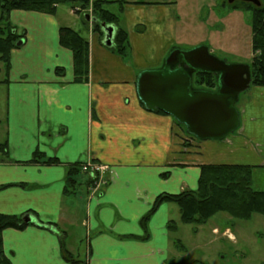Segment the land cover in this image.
Here are the masks:
<instances>
[{
  "label": "crops",
  "instance_id": "0c3cea01",
  "mask_svg": "<svg viewBox=\"0 0 264 264\" xmlns=\"http://www.w3.org/2000/svg\"><path fill=\"white\" fill-rule=\"evenodd\" d=\"M169 5L127 1L118 27L128 34L131 59L135 43L141 46L151 35L165 39L166 25L175 30ZM63 7L52 16L9 15L22 44L10 53L8 72L0 67V214L32 213L34 224L3 231V252L12 264H69L62 260L59 236L72 255L68 233L75 228L73 205L81 202L86 240L82 258L72 255L80 264H167L169 243L175 244L168 205L157 208L145 231L140 220L159 195L196 190L201 166H264V138L257 134L264 119L250 116L260 109L264 115L256 102L264 87H255L252 99L236 107L239 126L231 136L194 142L171 116L146 110L136 93L138 75L160 69L169 46L154 62L141 58L134 69ZM127 14L130 23L121 20ZM60 28L83 33L88 42L85 83L74 82L72 54L58 44ZM36 152L57 163H31ZM88 160L108 167L109 185L89 196L84 179L76 195L64 197L70 166Z\"/></svg>",
  "mask_w": 264,
  "mask_h": 264
},
{
  "label": "trees",
  "instance_id": "16d2710c",
  "mask_svg": "<svg viewBox=\"0 0 264 264\" xmlns=\"http://www.w3.org/2000/svg\"><path fill=\"white\" fill-rule=\"evenodd\" d=\"M112 4L119 5L118 12L121 14L127 2L126 0H0V63L8 72L10 53L22 39V35H17L14 27L9 22V15L12 11L33 12L52 16L55 14L57 7L60 6H67L71 9L79 8V15L84 23H86L85 16L88 15L87 11L90 9V13L95 20L91 25L92 31L101 35V24L115 26L114 45L110 50L120 57H125L129 50L128 34L118 27L119 15H115L108 10V5ZM232 8H238V6H232ZM240 8L250 13L251 50L253 54L249 64L251 85L264 87V0L260 7L242 3ZM58 44L72 54L74 82L85 83L89 72L88 42L77 32L68 28H60L58 31ZM192 85L197 89L203 88L212 91L216 88V81L211 74L196 73L193 76ZM158 113L163 114L160 111ZM187 136L194 139L189 135ZM0 151L3 152V146L0 147ZM31 163L53 165L57 163V160H46L41 153L36 152L31 159ZM94 163L96 162L94 161ZM83 165L84 162L70 166L63 189L64 197L68 198L76 195L77 188L84 179L87 190L92 188L94 180L88 174L83 173ZM199 170L196 190H184L177 195L161 194L155 199L149 212L140 220L143 231L146 230L150 217L162 204H174L179 212V222L182 225L195 227L205 225L218 214H225L235 221H249L255 215L264 218V192H256L251 188L254 167L204 165ZM108 185L107 182L105 187ZM2 188L0 187V190ZM25 216L31 217L33 214L26 213L21 216L0 214V264H12L3 252L2 232L9 229L24 230L29 226L23 223ZM40 227H44V225H40ZM168 229L172 233L175 232L177 230L176 223L169 221ZM175 244H179V241H175ZM59 245L61 257L65 263H81L75 260L66 249L63 234L59 236Z\"/></svg>",
  "mask_w": 264,
  "mask_h": 264
},
{
  "label": "rangeland",
  "instance_id": "374dc122",
  "mask_svg": "<svg viewBox=\"0 0 264 264\" xmlns=\"http://www.w3.org/2000/svg\"><path fill=\"white\" fill-rule=\"evenodd\" d=\"M127 1L140 4L163 2V0ZM166 2L170 3L166 9L171 16L168 22L175 26V30L166 25L165 39L151 35L143 41L141 46L135 43L137 55H132L131 59L130 50H128L124 57L131 67L137 69L136 67L142 64L141 58L154 62L167 46L169 47L165 55L173 47L189 50L205 46L214 57L224 60L227 64L249 65L251 63L253 54L250 13L240 8L242 3L230 5L227 0H166ZM261 3L263 4V0ZM232 6H238V8H232ZM118 7V4L108 5V10L119 15ZM63 9L71 10L67 6ZM122 18H125L126 23L131 22V14L121 17V20ZM80 34L85 37L83 33ZM0 67H3V64H0ZM0 69L3 71V68ZM254 88L250 85L247 91L240 94L236 106L238 109L252 99ZM256 102L264 106V97H259ZM254 114L260 115L262 122L263 110L254 111L250 116ZM262 126L264 127L263 122ZM263 127H259L257 131L261 139L264 138ZM181 129L185 133V129L183 127ZM185 136H187L186 133ZM186 142L184 141V146L187 145ZM251 188L256 192H264V166L254 167ZM88 193L91 195V188L88 189ZM166 205L170 209L169 218L177 225V230L171 234V237L179 241V244L169 243L167 264H264V218L262 216H252L249 221H235L225 214H218L205 225L195 227L182 225L179 222L177 207L174 204ZM73 207L75 228L69 231L67 244L74 258H82L86 240V231L81 227L84 205L80 202L79 208L75 204ZM75 250H78L79 255Z\"/></svg>",
  "mask_w": 264,
  "mask_h": 264
},
{
  "label": "water",
  "instance_id": "95a60500",
  "mask_svg": "<svg viewBox=\"0 0 264 264\" xmlns=\"http://www.w3.org/2000/svg\"><path fill=\"white\" fill-rule=\"evenodd\" d=\"M229 4L245 2L258 5L257 0H227ZM85 20L95 22L89 16ZM102 45L112 48L116 34L113 25H100ZM22 41L17 43V47ZM196 73L211 74L216 81L215 91L194 89ZM251 84L248 65L227 64L214 57L205 46L189 50L172 48L157 70L143 71L137 77L136 93L144 108L171 116L186 133L197 141H222L239 126L235 108L239 95ZM24 224H34L26 216Z\"/></svg>",
  "mask_w": 264,
  "mask_h": 264
},
{
  "label": "built area",
  "instance_id": "2783aa9c",
  "mask_svg": "<svg viewBox=\"0 0 264 264\" xmlns=\"http://www.w3.org/2000/svg\"><path fill=\"white\" fill-rule=\"evenodd\" d=\"M82 171L89 173L92 179L94 180V184L91 190L92 194H94L102 185H105V176L108 172V168L106 166L98 165L91 161H87L83 165Z\"/></svg>",
  "mask_w": 264,
  "mask_h": 264
},
{
  "label": "flooded vegetation",
  "instance_id": "af4514ba",
  "mask_svg": "<svg viewBox=\"0 0 264 264\" xmlns=\"http://www.w3.org/2000/svg\"><path fill=\"white\" fill-rule=\"evenodd\" d=\"M257 1H258V5H257V6L260 7L261 4H262V3H261V0H257ZM236 3H237V2H236ZM238 3H245V2H238ZM249 4L252 5V6L254 5V4H251V3H249ZM254 6H256V5H254Z\"/></svg>",
  "mask_w": 264,
  "mask_h": 264
}]
</instances>
